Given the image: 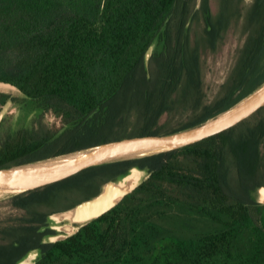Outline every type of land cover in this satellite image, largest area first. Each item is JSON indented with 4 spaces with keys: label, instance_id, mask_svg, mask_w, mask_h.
I'll return each mask as SVG.
<instances>
[{
    "label": "trees",
    "instance_id": "trees-1",
    "mask_svg": "<svg viewBox=\"0 0 264 264\" xmlns=\"http://www.w3.org/2000/svg\"><path fill=\"white\" fill-rule=\"evenodd\" d=\"M0 0V92L34 113L0 120V168L215 116L264 81V0ZM231 26L239 45L209 98L203 55ZM153 45L147 64L144 55ZM49 118H52L50 121ZM148 177L75 234L41 243L46 216L127 167ZM264 105L231 127L148 156L86 167L7 197L0 264L39 247L34 264H264Z\"/></svg>",
    "mask_w": 264,
    "mask_h": 264
},
{
    "label": "water",
    "instance_id": "water-1",
    "mask_svg": "<svg viewBox=\"0 0 264 264\" xmlns=\"http://www.w3.org/2000/svg\"><path fill=\"white\" fill-rule=\"evenodd\" d=\"M200 3L201 0H195V7L198 8ZM152 48L153 45H150L145 52L144 61L146 64ZM7 88H15L19 91L20 96H25L15 85L0 81V90ZM263 105L264 81L226 110L199 124L175 132L114 139L35 162L0 168V193L7 197L13 196L35 189L86 167L116 160L148 156L194 143L231 127ZM4 115L1 108L0 120ZM134 170L140 173L136 180L131 177L128 178ZM148 175V166L133 164L123 172L101 183L98 191L90 197L82 199L68 208L49 213L46 216L45 224L39 228V231L48 228L52 232L44 234L40 242L53 243L75 234L82 226L117 205L125 195L138 187ZM261 187H264V185L258 186L254 191L257 194L255 200L260 204H264V201L258 198V191ZM40 257L41 249L34 247L25 252L16 261V264H34Z\"/></svg>",
    "mask_w": 264,
    "mask_h": 264
},
{
    "label": "rangeland",
    "instance_id": "rangeland-1",
    "mask_svg": "<svg viewBox=\"0 0 264 264\" xmlns=\"http://www.w3.org/2000/svg\"><path fill=\"white\" fill-rule=\"evenodd\" d=\"M250 0H246L249 2ZM216 0H212V6L215 8ZM239 45V34L236 26H231L223 39L219 42L217 49L213 53L203 55L202 70L203 79L207 87L208 97L211 98L216 92L218 85L224 80L226 73L232 63L235 48ZM0 92H5L11 96H20V93L15 88L2 89ZM2 112L5 114V124L11 127L30 126L33 121L34 113H29L25 105L15 104L8 100L2 107ZM51 121L52 118H49ZM260 200V194L258 193ZM253 197L257 199L256 192H253ZM13 213L7 204V196L0 195V218Z\"/></svg>",
    "mask_w": 264,
    "mask_h": 264
},
{
    "label": "bare ground",
    "instance_id": "bare-ground-1",
    "mask_svg": "<svg viewBox=\"0 0 264 264\" xmlns=\"http://www.w3.org/2000/svg\"><path fill=\"white\" fill-rule=\"evenodd\" d=\"M138 174L140 175L139 172H137L136 170H134V171L132 172V174L128 176V178L131 177V178H133V180H136V179L139 177ZM128 178H127V179H128ZM258 193L260 194V200H261V201H264V187H261V188L259 189ZM0 195H3V194L0 193Z\"/></svg>",
    "mask_w": 264,
    "mask_h": 264
}]
</instances>
